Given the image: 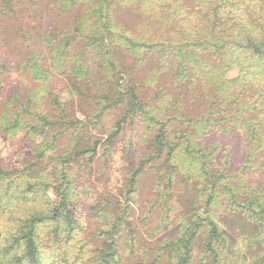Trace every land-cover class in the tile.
<instances>
[{
  "label": "trees",
  "instance_id": "1",
  "mask_svg": "<svg viewBox=\"0 0 264 264\" xmlns=\"http://www.w3.org/2000/svg\"><path fill=\"white\" fill-rule=\"evenodd\" d=\"M58 2L71 28L50 37L48 65L28 67L36 81L61 78L67 99L49 93L45 112L41 101L16 98L0 114V135L38 140L32 163L0 166V264H264V194L232 184L230 154L220 157L223 141L241 139L245 168L264 164V0ZM129 5L144 23L139 34L120 17ZM68 103L89 112L78 118ZM110 111L120 117L102 140L95 131ZM138 118L151 136L147 155L127 168L125 202L93 197L99 147L109 151ZM149 172L162 220L180 179L189 212L175 239L136 249L133 197ZM85 214L100 223L91 256Z\"/></svg>",
  "mask_w": 264,
  "mask_h": 264
},
{
  "label": "rangeland",
  "instance_id": "2",
  "mask_svg": "<svg viewBox=\"0 0 264 264\" xmlns=\"http://www.w3.org/2000/svg\"><path fill=\"white\" fill-rule=\"evenodd\" d=\"M132 6L124 8L120 17L124 20L123 23L139 34L144 31L145 26L136 17L137 15L133 14L135 10ZM132 8L133 11L129 12L128 10H132ZM123 13L125 15H122ZM70 28V15L60 9L58 0H0V114L13 112L15 104H17L16 98L24 105L30 99L41 101L39 106L45 112L52 110V107L49 106V93L61 95L63 99H67L66 90L64 91L65 83L61 78L53 75L50 82L36 81L33 79L31 67L28 66L29 60L32 59L40 62L42 68L48 65L50 37L62 35ZM126 62L131 64L132 59ZM42 84H45L46 90ZM142 89L144 94L151 95L153 93L151 86L145 85ZM8 102H12L13 106L8 107ZM67 108L78 118H82V112H89L86 105L80 107L68 103ZM33 110L35 109L32 108ZM119 117L120 115L113 111L107 112L95 134L102 140H106ZM145 126V121L138 118L134 125L127 127L113 142L109 151L105 152L107 145L99 147L95 164L91 170V177H89L92 183L91 195L93 197L125 202L121 193L124 178L128 172L127 168L130 163H137L147 155V142L151 132L148 134ZM37 143L38 140L34 141L28 138L25 132H20L11 138L0 135V166L17 169L32 163L34 161L33 150ZM221 147L220 157L225 156L228 152L230 154L228 170L236 177L235 181H231V183L238 185L241 182L246 185L259 186L264 194V164L259 167L245 168L243 141L241 139L229 143L223 141ZM186 187L181 179L177 182L173 211L170 214L171 219L164 221L162 220V210L152 208L157 199L153 174L149 172L141 176L132 205L134 210L133 225L138 240L136 249L140 245H156L177 237V227L180 225L181 218L189 212L185 201L189 197L191 198V195H186ZM88 217L89 215L85 214V227L81 238L89 251L86 256H91L101 246L99 243L101 240L99 236L100 223L98 220ZM221 218L229 219V222L234 226L239 221L228 217L227 214L222 215V212L220 220H222ZM149 255L152 260L153 252H150Z\"/></svg>",
  "mask_w": 264,
  "mask_h": 264
}]
</instances>
